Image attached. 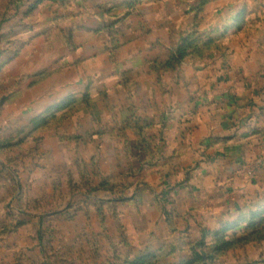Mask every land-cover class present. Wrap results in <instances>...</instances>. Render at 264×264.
Segmentation results:
<instances>
[{
  "label": "crops",
  "instance_id": "0c3cea01",
  "mask_svg": "<svg viewBox=\"0 0 264 264\" xmlns=\"http://www.w3.org/2000/svg\"><path fill=\"white\" fill-rule=\"evenodd\" d=\"M9 7L12 19L0 22L1 147L91 144L115 169L143 172L145 200L162 196L167 217L202 238L264 207V167L256 181L247 175L264 161V0Z\"/></svg>",
  "mask_w": 264,
  "mask_h": 264
},
{
  "label": "rangeland",
  "instance_id": "374dc122",
  "mask_svg": "<svg viewBox=\"0 0 264 264\" xmlns=\"http://www.w3.org/2000/svg\"><path fill=\"white\" fill-rule=\"evenodd\" d=\"M8 1L17 3L0 0V22L14 15L5 8ZM26 14L34 19L33 12ZM27 31L31 36L36 30ZM8 37L2 36L3 44ZM36 143L20 150L0 146V264H127L141 255L150 264H264V225L262 238L213 254L211 235L192 234L167 217L168 200H145L150 191L143 172L115 169L114 158H99L91 144L78 140ZM263 163L249 169L256 173L248 181L262 175Z\"/></svg>",
  "mask_w": 264,
  "mask_h": 264
},
{
  "label": "trees",
  "instance_id": "16d2710c",
  "mask_svg": "<svg viewBox=\"0 0 264 264\" xmlns=\"http://www.w3.org/2000/svg\"><path fill=\"white\" fill-rule=\"evenodd\" d=\"M185 54L183 46L179 47L176 51V60H180ZM237 221L227 222L223 227L217 231L211 233L212 236V248L213 254H220L232 248L235 243L251 240L254 238H262L261 227L264 225V207L257 210H250L246 215H241ZM203 242H198L197 245L200 247ZM195 254V253H194ZM198 260H203L199 254H195ZM203 255V254H202ZM147 255H141L140 258L127 264H150L145 262ZM151 257V256H149ZM204 258L211 259L212 257L206 254ZM194 260H189L183 264H193ZM181 264V263H180Z\"/></svg>",
  "mask_w": 264,
  "mask_h": 264
},
{
  "label": "built area",
  "instance_id": "2783aa9c",
  "mask_svg": "<svg viewBox=\"0 0 264 264\" xmlns=\"http://www.w3.org/2000/svg\"><path fill=\"white\" fill-rule=\"evenodd\" d=\"M260 164H261V161L258 160L257 163H256V165L259 166ZM258 166H257V167H258ZM256 169H257V168H256ZM255 173H256V172L251 171V170H248V171H247V175L250 176V177H254Z\"/></svg>",
  "mask_w": 264,
  "mask_h": 264
}]
</instances>
